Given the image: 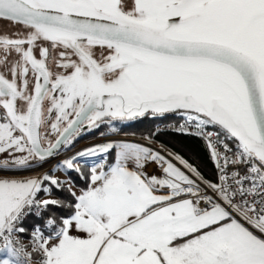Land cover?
<instances>
[{"label": "snow or ice", "instance_id": "6c2138e0", "mask_svg": "<svg viewBox=\"0 0 264 264\" xmlns=\"http://www.w3.org/2000/svg\"><path fill=\"white\" fill-rule=\"evenodd\" d=\"M0 21V264H264V0H0Z\"/></svg>", "mask_w": 264, "mask_h": 264}, {"label": "trees", "instance_id": "16d2710c", "mask_svg": "<svg viewBox=\"0 0 264 264\" xmlns=\"http://www.w3.org/2000/svg\"><path fill=\"white\" fill-rule=\"evenodd\" d=\"M152 125L149 124V122L145 121L143 123H138L137 125H135L134 128L129 129V131H136L137 134H139V132L146 130L148 127H150ZM99 135V132L95 133L94 135H88L84 138H81L80 140H78V142L85 140L89 137H96ZM164 140H171L172 144H174L177 149L182 150L183 154H185L186 157L190 158L192 160V162L201 165L202 170L204 171L205 175H210L211 174V164L210 162L207 160L206 157V153L204 151L203 148V142H198L195 141L193 139H189V138H183V139H173L170 136H165L163 137ZM78 142H76L75 144H77ZM77 183L80 186H83V181H77ZM53 196H55L56 198H65L66 197V193L63 192H56L55 190L53 191ZM44 197V194L41 193L40 194V198ZM51 208V206H49ZM54 211H56L57 213H60L62 210L60 209H53ZM47 215V213H45V216ZM34 223H43L42 219H34L33 220Z\"/></svg>", "mask_w": 264, "mask_h": 264}, {"label": "built area", "instance_id": "2783aa9c", "mask_svg": "<svg viewBox=\"0 0 264 264\" xmlns=\"http://www.w3.org/2000/svg\"><path fill=\"white\" fill-rule=\"evenodd\" d=\"M101 140H102V137H100V135H98L96 137H93V138H89V140L88 139L87 140H83L79 144H77L74 147H72L71 151L72 152H75V151L81 150L82 147L89 146V145H91L93 143H99V142H101ZM85 143H88V144L86 146H83ZM50 167H51V165H45V167L42 168V169H39V171L40 172L48 171ZM23 174L24 175H34L35 173L32 172V171H27V172H25ZM32 219L34 220V219H36V217L29 215L28 218L25 220L23 226L26 227V228H28V229H31L33 225L29 227L28 222L30 220L32 221ZM28 235H29V233H27V232L24 233V234H21V239H22V241H23V243L25 245L29 244Z\"/></svg>", "mask_w": 264, "mask_h": 264}, {"label": "flooded vegetation", "instance_id": "af4514ba", "mask_svg": "<svg viewBox=\"0 0 264 264\" xmlns=\"http://www.w3.org/2000/svg\"><path fill=\"white\" fill-rule=\"evenodd\" d=\"M13 30V26L5 21H0V34H4V33H11ZM91 135V134H84V137ZM81 139V138H80ZM79 139V140H80ZM83 141V140H82ZM80 141V142H82ZM75 146V145H74Z\"/></svg>", "mask_w": 264, "mask_h": 264}, {"label": "rangeland", "instance_id": "374dc122", "mask_svg": "<svg viewBox=\"0 0 264 264\" xmlns=\"http://www.w3.org/2000/svg\"><path fill=\"white\" fill-rule=\"evenodd\" d=\"M89 138H93V137H89ZM89 138H87L88 140H89ZM87 139H85V140H87ZM80 142H78L77 144H79ZM77 144H75V145H77ZM88 144V143H87ZM87 144H85V145H83V146H86ZM84 147H82V149H83ZM0 158H2V157H0ZM89 163H90V161H89ZM56 175L57 176H60V173H56ZM42 198H47V197H42ZM53 198H56L55 196H53Z\"/></svg>", "mask_w": 264, "mask_h": 264}, {"label": "crops", "instance_id": "0c3cea01", "mask_svg": "<svg viewBox=\"0 0 264 264\" xmlns=\"http://www.w3.org/2000/svg\"><path fill=\"white\" fill-rule=\"evenodd\" d=\"M90 163H91V161H90ZM148 171H149V172H152V168H149ZM78 190H79V189L77 188V191H78ZM33 223H34L33 219H32V221L30 220V221L28 222L29 227L32 226Z\"/></svg>", "mask_w": 264, "mask_h": 264}, {"label": "bare ground", "instance_id": "6f19581e", "mask_svg": "<svg viewBox=\"0 0 264 264\" xmlns=\"http://www.w3.org/2000/svg\"><path fill=\"white\" fill-rule=\"evenodd\" d=\"M85 144H87V143H85ZM85 144H84V145H85Z\"/></svg>", "mask_w": 264, "mask_h": 264}]
</instances>
